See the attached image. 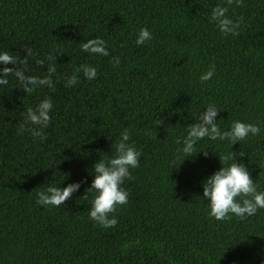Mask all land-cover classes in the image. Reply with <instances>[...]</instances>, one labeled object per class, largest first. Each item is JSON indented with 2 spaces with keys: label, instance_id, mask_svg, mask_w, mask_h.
<instances>
[{
  "label": "trees",
  "instance_id": "1",
  "mask_svg": "<svg viewBox=\"0 0 264 264\" xmlns=\"http://www.w3.org/2000/svg\"><path fill=\"white\" fill-rule=\"evenodd\" d=\"M217 4L240 21L236 35L210 21ZM140 27L152 38L137 45ZM94 37L109 56L80 50ZM28 48L26 74L48 75L47 62L35 63L48 56L56 71L51 88L27 95L11 74L0 85V264H264V209L216 220L202 200V182L230 151L264 190V0H0V51L22 59ZM83 63L95 79L76 72ZM45 97V140L17 135L22 113ZM208 104L221 130L240 120L260 132L233 145L205 137L181 162L177 139ZM125 128L139 164L122 184L127 203L109 214L117 224L102 228L88 216L86 189L93 163L115 154ZM72 182L80 188L60 206L36 203L49 183Z\"/></svg>",
  "mask_w": 264,
  "mask_h": 264
},
{
  "label": "clouds",
  "instance_id": "2",
  "mask_svg": "<svg viewBox=\"0 0 264 264\" xmlns=\"http://www.w3.org/2000/svg\"><path fill=\"white\" fill-rule=\"evenodd\" d=\"M227 11L226 6L215 5L209 14L210 21L222 34L236 35L240 21H234L228 17ZM151 38L152 33L146 27H140L136 32L135 43L137 45L144 44ZM79 45L82 52L109 56L106 41L101 37L81 41ZM33 56L31 48L25 50V56L22 59L12 55L9 51H0V85H7L8 77L11 74L26 95L33 92L38 86L46 85L51 88L53 85L52 74L56 71V64L53 63L55 57L35 59V63L39 65H44L47 62L46 73L48 75L38 77L26 74L28 60ZM110 63L113 66H119L120 57L113 56ZM214 71V66L210 67L200 74L199 80L201 82L209 80L214 75ZM76 72L81 73L88 80L95 79L97 75L96 67L88 63L80 64ZM78 79L79 77L73 73L66 78L65 84L71 87L78 82ZM52 109L53 103L48 97L40 100L35 107L29 106L22 113L24 119L17 128V135H22L27 131L34 140L38 138L40 142H43L46 138L44 129L49 125ZM218 113L219 110L214 104H208L199 113L196 122L186 126V134L182 139H177L179 145L177 151L184 157L181 162L196 153V143L205 137L209 140H227L230 145H233L250 134L257 135L260 132V128L256 124L240 120H234L227 130H221L216 122ZM160 123L159 119L158 124ZM26 124L29 127L26 128ZM129 141V131L125 128L119 133V138L115 142V154L107 159L100 158L92 165V179L89 188L86 189L87 192L93 194L88 216L102 228H111L117 224L116 216L109 214L113 213L117 206L125 205L128 200V192L122 187V184L125 178H130V169L138 166L141 155L140 151ZM207 154L208 152L204 151V155ZM218 158L221 167L202 182V200L207 202L208 215L216 220L227 219L230 215L243 220L254 215L258 209H264V190H258L256 180L253 181L245 164L238 163L236 155L232 151ZM229 161L232 162L229 163ZM59 185L49 183L43 191L37 193L36 203L42 206H60L80 188V182H72L62 188Z\"/></svg>",
  "mask_w": 264,
  "mask_h": 264
}]
</instances>
